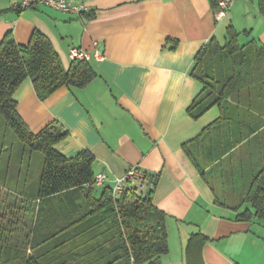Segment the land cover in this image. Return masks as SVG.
Masks as SVG:
<instances>
[{"label": "crops", "instance_id": "crops-1", "mask_svg": "<svg viewBox=\"0 0 264 264\" xmlns=\"http://www.w3.org/2000/svg\"><path fill=\"white\" fill-rule=\"evenodd\" d=\"M80 1L91 19L0 0V43L12 33L27 45L39 31L67 69L72 47L93 54L97 44L104 57L92 59L97 76L88 85L63 86L44 101L25 80L14 93L23 121L34 133L59 123L67 137L56 150L66 157L89 151L105 186L135 166L156 175L153 203L168 215L163 264H187L197 232L207 238L204 264H264V221L238 218L254 211L243 199L264 166V83L248 86L241 101L216 104L197 119L189 114L204 90L192 74L203 46L213 39L225 46L232 25L241 46L264 47L259 0H236L220 20L211 0Z\"/></svg>", "mask_w": 264, "mask_h": 264}, {"label": "trees", "instance_id": "trees-1", "mask_svg": "<svg viewBox=\"0 0 264 264\" xmlns=\"http://www.w3.org/2000/svg\"><path fill=\"white\" fill-rule=\"evenodd\" d=\"M218 2L211 0L215 10ZM259 7L264 14V0H259ZM84 15L92 18L91 12ZM239 36L230 25L225 46L213 39L198 53L192 74L204 90L189 109L194 119L216 104L241 101L248 86L253 91L264 83V47L256 41L241 46ZM96 76L91 62L73 61L65 68L50 39L39 31L33 33L27 45L17 43L12 33L1 41L0 120L30 155L42 153L43 163L33 192L27 188L19 194L20 184L11 186L4 181L5 185H0L4 193L0 202V243L9 231V209L23 214L38 202L40 217L34 223L31 253L20 257L21 249L12 246L15 249L7 254L1 245L0 264H163L162 258L169 252L168 215L153 203L156 175L144 171L146 188L152 179L146 198V188L131 182L119 197L105 185L96 195L94 156L86 150L75 157L64 156L55 148L67 137L59 123L52 122L34 133L18 113L14 93L27 79L32 80L39 99L44 101L63 86L82 88ZM13 196H18L14 207L8 202ZM243 202L252 204L254 211L246 210L238 218L248 220L254 216L264 221V166L255 175ZM206 241L201 232L191 235L187 264H204Z\"/></svg>", "mask_w": 264, "mask_h": 264}, {"label": "rangeland", "instance_id": "rangeland-1", "mask_svg": "<svg viewBox=\"0 0 264 264\" xmlns=\"http://www.w3.org/2000/svg\"><path fill=\"white\" fill-rule=\"evenodd\" d=\"M4 120H0V185H5V181L8 185L18 187L19 194L24 190L34 191L42 168L43 154L36 153L30 155L29 149L23 145L22 142L15 139L13 131L7 129L4 125ZM26 186V187H25ZM98 187V186H96ZM102 187V186H100ZM100 190L96 191V195H99ZM16 196V195H15ZM4 198V193L0 192V202ZM14 197L9 199V204L14 207L18 205L17 200ZM15 203V204H14ZM38 206V202H36ZM26 207V213H20L18 210L15 212H7V232L4 242L0 243L1 248L4 247V253H9L10 250L16 248L21 249L19 256L31 253V239L33 237L34 223L40 219L38 216L39 207ZM32 211V212H31ZM39 221V220H38ZM11 222V225H10ZM13 246V247H12ZM6 255V254H5Z\"/></svg>", "mask_w": 264, "mask_h": 264}, {"label": "built area", "instance_id": "built-area-1", "mask_svg": "<svg viewBox=\"0 0 264 264\" xmlns=\"http://www.w3.org/2000/svg\"><path fill=\"white\" fill-rule=\"evenodd\" d=\"M235 1L236 0H219L216 11L218 20L227 15ZM36 6H45L56 11L77 16H83L85 13L90 12V7L80 0H18V7L20 9H29ZM69 58L71 62H91L92 59L101 61L104 57L103 53L97 48V44H95L93 54H90L83 48L72 47L69 50ZM106 180L107 176L105 174H98L96 175L95 185L98 187L103 186ZM127 182L137 184L141 189H145L146 181L144 180V171L137 166L131 167L123 177L116 179L112 187L115 197L121 195Z\"/></svg>", "mask_w": 264, "mask_h": 264}, {"label": "water", "instance_id": "water-1", "mask_svg": "<svg viewBox=\"0 0 264 264\" xmlns=\"http://www.w3.org/2000/svg\"><path fill=\"white\" fill-rule=\"evenodd\" d=\"M152 179L148 182L144 197L146 198Z\"/></svg>", "mask_w": 264, "mask_h": 264}]
</instances>
